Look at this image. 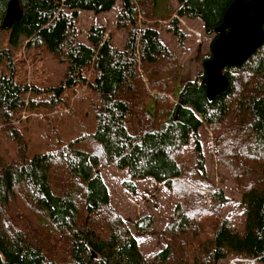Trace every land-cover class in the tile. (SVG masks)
I'll use <instances>...</instances> for the list:
<instances>
[{
	"label": "trees",
	"instance_id": "trees-1",
	"mask_svg": "<svg viewBox=\"0 0 264 264\" xmlns=\"http://www.w3.org/2000/svg\"><path fill=\"white\" fill-rule=\"evenodd\" d=\"M9 1L0 0V27ZM15 1L22 17L7 30L9 45L24 37L28 48L45 49L65 64L58 90L88 85L96 95L95 126L90 138L55 140L31 155L17 137L18 160L0 155V264H220L227 259L264 264V42L240 67L224 72L228 89L209 102L204 73L181 88L175 84L178 74L167 73L175 54L158 31L161 21H168V33L183 43L179 21L197 19L215 35L212 45L233 0H175L177 8L165 14L158 0ZM117 1L116 26L126 33L123 48L115 47L101 26L86 31L89 45L81 43L78 12H109ZM139 17L145 18L141 25ZM0 67V120L13 134L22 111L51 109L59 99H24L28 89L15 81L9 46L0 48ZM165 81L173 92L171 105L162 93ZM203 126L238 180L233 212L226 211L230 199L221 188L200 185L206 180ZM83 141H88L85 150ZM109 167L127 173L122 184L131 194L134 181L152 179L178 197L160 252L144 255L112 209L101 175Z\"/></svg>",
	"mask_w": 264,
	"mask_h": 264
},
{
	"label": "rangeland",
	"instance_id": "rangeland-1",
	"mask_svg": "<svg viewBox=\"0 0 264 264\" xmlns=\"http://www.w3.org/2000/svg\"><path fill=\"white\" fill-rule=\"evenodd\" d=\"M158 3L160 12L163 14L169 9L177 8L175 0H158ZM118 12V1L109 12L95 14L79 11L75 22L78 40L89 45L86 31L91 26H101L106 32L105 37L109 38L115 47L122 49L126 33L116 26L115 19ZM139 20L140 25L145 22L144 17H139ZM167 23L168 21H161L158 31L175 57L173 61L167 62L165 70L167 73L176 72L178 74L175 84L181 88L186 82L204 73L203 60L210 56L211 42L215 35H208L200 20L181 19L179 24L186 38L183 43H177L176 38L166 30ZM8 36L7 30L0 31V48L9 46L11 49L16 61L15 81L26 85L28 89L24 99L46 102L52 96L51 99H59V101L51 109L38 106L22 111L18 120L13 124L14 128L20 132L18 136L14 135L18 132L12 134L11 129L5 131L6 125L0 120V155L9 161L18 160L19 144L16 138L21 136L26 141V151L30 155L45 151L48 145L55 140L66 144L84 135L92 137L95 126L92 104L96 102V95L90 87L88 85L71 88L63 86L64 89L58 90L64 81L66 65L56 62L45 49L33 46L28 48L24 37L19 39L16 46H10ZM150 79L153 81L152 77ZM144 81L148 85L146 79ZM149 84L152 88L153 83L149 81ZM164 88L162 93L165 95L163 96L171 105L174 103V96L173 92L168 90L167 81L164 83ZM153 93L158 94V91L153 89ZM199 136L204 160V178L206 179L202 180L200 185L221 188L230 199L226 211L233 212L240 198L235 188L238 180L229 168L231 166L227 167L226 163L220 159V155L215 153L212 131L203 126L199 130ZM87 142L81 143L82 150L88 147ZM193 160L194 156L190 154V162ZM101 175L107 186L112 209L124 220L125 226L136 239L143 254L148 256L163 250L165 242L162 231L178 204L176 194L164 183H157L152 179L134 181L136 190L134 194H131L122 184L128 179L125 171L109 167L102 169ZM25 212L28 213V211ZM33 218L31 216V219ZM44 245L47 246L45 243ZM220 264L249 263L227 259Z\"/></svg>",
	"mask_w": 264,
	"mask_h": 264
},
{
	"label": "water",
	"instance_id": "water-1",
	"mask_svg": "<svg viewBox=\"0 0 264 264\" xmlns=\"http://www.w3.org/2000/svg\"><path fill=\"white\" fill-rule=\"evenodd\" d=\"M21 17L19 3L9 1L1 29H10ZM263 26L264 0H233L211 45V56L203 64V85L209 102L227 91L228 81L224 72L231 67L241 66L262 46Z\"/></svg>",
	"mask_w": 264,
	"mask_h": 264
},
{
	"label": "bare ground",
	"instance_id": "bare-ground-1",
	"mask_svg": "<svg viewBox=\"0 0 264 264\" xmlns=\"http://www.w3.org/2000/svg\"><path fill=\"white\" fill-rule=\"evenodd\" d=\"M2 25V24H1ZM0 29H1V27H0ZM1 30H3V29H1ZM9 30V29H8ZM240 67V66H239ZM232 68V67H231Z\"/></svg>",
	"mask_w": 264,
	"mask_h": 264
}]
</instances>
